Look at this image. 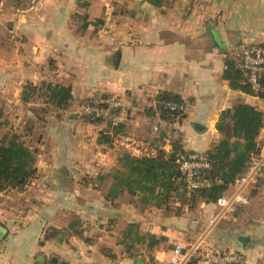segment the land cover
<instances>
[{"label":"crops","instance_id":"0c3cea01","mask_svg":"<svg viewBox=\"0 0 264 264\" xmlns=\"http://www.w3.org/2000/svg\"><path fill=\"white\" fill-rule=\"evenodd\" d=\"M0 0V106L9 126L31 121L34 177L0 192V264H163L176 242L237 252L264 264V197L211 224L212 203L165 209L140 202L106 178L118 159L166 153L176 144L204 154L220 139L221 112L264 99L232 89L223 73L243 45L264 49V0ZM60 85L68 106L38 115L24 86ZM243 84V83H242ZM170 93L184 105L164 120L153 103ZM96 96L122 103L118 134L83 120ZM82 114V115H81ZM25 124V125H24ZM31 129V131L33 130ZM264 141V130L258 135ZM105 177V178H104ZM113 188V187H112ZM134 225L135 228H128Z\"/></svg>","mask_w":264,"mask_h":264},{"label":"trees","instance_id":"16d2710c","mask_svg":"<svg viewBox=\"0 0 264 264\" xmlns=\"http://www.w3.org/2000/svg\"><path fill=\"white\" fill-rule=\"evenodd\" d=\"M224 79L229 81L232 89L245 93L255 94L263 98L260 93H254L245 82L243 72L235 67L231 61L227 63L223 73ZM261 84L264 86V71L261 74ZM243 83V84H242ZM39 88L25 85L22 101L27 102L30 95L45 98L54 106L65 108L71 100L70 90L60 85L47 84ZM25 90L28 94L24 93ZM104 99L105 96H98ZM157 101H171L181 103L179 98L170 93H161ZM160 117L164 120L177 118L176 112L163 110L159 107ZM114 112H118L115 110ZM89 122L88 117L82 116ZM4 117L3 107L0 106V128L10 124ZM93 124H105L104 130L99 131L98 141L109 144L112 130L113 134L120 132L119 127L101 120L90 121ZM12 127V126H10ZM220 135L219 141L207 152L201 154L208 162V168L199 172L201 179H209L212 184L209 188L187 193L176 164L177 153H185L173 144L172 151L166 153L157 150L154 156L132 157L123 154L118 159V169L106 176L110 178V187L107 196H113L119 189L131 195H137L144 205L167 210L170 205L177 203L187 205L192 209L198 201L214 203L218 196L226 193L235 179H237L249 166L253 158L257 157L264 141H258V135L264 130V113L252 106L238 104L232 109L221 112L215 125ZM31 131V129H30ZM10 135V133H9ZM38 150L28 145L17 134L5 135L0 138V192L8 189H22L35 175V164ZM105 178V177H104ZM128 228H135L134 225Z\"/></svg>","mask_w":264,"mask_h":264},{"label":"built area","instance_id":"2783aa9c","mask_svg":"<svg viewBox=\"0 0 264 264\" xmlns=\"http://www.w3.org/2000/svg\"><path fill=\"white\" fill-rule=\"evenodd\" d=\"M27 1L30 2L28 11H33L37 0ZM235 67L243 72L250 90L262 94L264 99V86L260 82L264 71V49L256 44L243 45ZM153 104L163 110L176 112L177 117H181L184 112L182 103L156 100ZM122 106L119 100L106 97L94 100L90 105L83 107L82 112L91 121H108L111 126H117L123 118ZM115 110L118 112H114ZM175 162L187 193L211 186V180L201 179L199 176L200 171L208 168V162L203 156L196 153H177ZM253 193L264 197V144L260 154L252 159L247 169L234 180L229 190L216 198L213 203L215 214L210 221L211 224L223 217L233 215L239 207L247 204ZM163 264H246V261L240 253H219L213 247L195 241L189 245L182 242L174 243L169 258Z\"/></svg>","mask_w":264,"mask_h":264},{"label":"rangeland","instance_id":"374dc122","mask_svg":"<svg viewBox=\"0 0 264 264\" xmlns=\"http://www.w3.org/2000/svg\"><path fill=\"white\" fill-rule=\"evenodd\" d=\"M27 85H31V84H27ZM34 87L39 88L40 93H42L41 92V89H43V88H41L42 86L40 84H37ZM24 93L28 94V91L25 90ZM35 96L36 95H30V97H29V99L31 101V103H30V107L31 108H33L35 110L34 107H37L36 109L41 110V111H44L45 112V113H43V116L44 117L45 116H50L51 114L54 115L56 113V109H54V107H50L49 106L50 103H48L45 98H39V97L36 98ZM96 97H98V96H96ZM97 100H99V99H97ZM92 102L90 101L87 105H90ZM120 103H121V101H120ZM87 105H85V106H87ZM35 112H36V110H35ZM36 114L41 115V114H39V111L36 112ZM82 114H83V112H82ZM5 121H7V120H5ZM90 121L91 120L89 119V122ZM25 124H24L25 125V129H24L23 132L22 131L19 132L20 131L19 128L15 127V126L12 128L8 124L5 127H1L0 128V138L3 137V136H5V135H8V137H9L13 133V134H17L20 138H23L28 145L33 146L32 143L36 139V136H35L36 135V132H35L33 126H32L33 130L30 131V129H32V128H29V126H31V121H27V122H25ZM9 133H10V135H9ZM199 155H201V154H199Z\"/></svg>","mask_w":264,"mask_h":264},{"label":"water","instance_id":"95a60500","mask_svg":"<svg viewBox=\"0 0 264 264\" xmlns=\"http://www.w3.org/2000/svg\"><path fill=\"white\" fill-rule=\"evenodd\" d=\"M137 264H142V263L140 261H138Z\"/></svg>","mask_w":264,"mask_h":264}]
</instances>
